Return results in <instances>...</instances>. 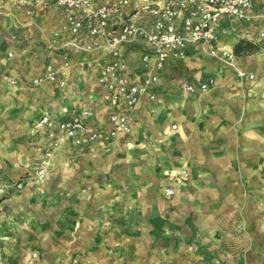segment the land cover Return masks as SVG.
<instances>
[{
	"label": "crops",
	"instance_id": "obj_1",
	"mask_svg": "<svg viewBox=\"0 0 264 264\" xmlns=\"http://www.w3.org/2000/svg\"><path fill=\"white\" fill-rule=\"evenodd\" d=\"M34 4V18L0 11V186L25 183L0 194V264H31L32 253L37 264H264V42L236 56L240 77L190 43L185 59L160 72L155 98L140 97L131 130L110 136L105 91L82 64L101 51L66 45L67 31L60 49H45L43 36L64 14ZM263 13L264 0H253L250 19L223 16L215 31L233 46L240 34L264 30ZM141 47H123L130 81L145 74ZM59 51L73 63L67 88L31 85L46 63L60 65ZM207 78L214 84L205 92L179 86L200 88ZM63 104L88 108L87 122L101 128L93 145L36 125ZM53 139L58 155L36 181L34 162ZM179 169L186 173L177 183ZM241 221L250 233L228 240L224 223Z\"/></svg>",
	"mask_w": 264,
	"mask_h": 264
},
{
	"label": "built area",
	"instance_id": "obj_2",
	"mask_svg": "<svg viewBox=\"0 0 264 264\" xmlns=\"http://www.w3.org/2000/svg\"><path fill=\"white\" fill-rule=\"evenodd\" d=\"M50 2L64 14L60 31H53L48 48L55 50L61 31L70 33L66 45L84 52L100 50L101 54L85 59L82 64L96 71L95 84L105 91L104 100L108 107V120L113 127L111 136L126 134L131 130L135 109L140 97L149 94L155 98L151 88L159 82L160 72L170 61L183 60L187 56L190 43L199 42L208 46L215 56L234 61L236 54L232 45L221 41L215 26L223 16L248 20L252 16L250 10L253 0H43ZM0 11L6 13H22L28 18L37 14L34 0H0ZM264 18V13H263ZM241 39L264 42V30L252 36L245 33ZM140 42V61L145 74L138 81H130L125 71L128 60L123 51L126 45ZM72 64L66 55L61 65L48 63L41 75L32 79V83L40 85L50 83L56 89L67 88L66 69ZM239 76L242 75L238 71ZM214 84L213 78H207L200 84L201 89H208ZM187 92H193L194 86L182 83ZM58 117L43 114L37 126L49 130L56 129L77 144H88L96 141L101 135L99 126L87 122L89 110L86 107L75 109L66 104ZM176 125L173 124L172 128ZM58 146V139L51 141ZM46 153L33 166L36 180H43L47 173L48 156ZM177 183L185 169H179ZM24 181H12L0 186V194L8 188L21 189ZM164 193L171 196L173 187H166ZM37 253L30 255L31 264H37ZM58 264V263H54Z\"/></svg>",
	"mask_w": 264,
	"mask_h": 264
},
{
	"label": "rangeland",
	"instance_id": "obj_3",
	"mask_svg": "<svg viewBox=\"0 0 264 264\" xmlns=\"http://www.w3.org/2000/svg\"><path fill=\"white\" fill-rule=\"evenodd\" d=\"M62 25V24H61ZM61 25H60V27L58 28V29H54L53 31H55V30H58V31H60V29H61ZM53 31H52V33H53ZM63 31H61V33H62ZM61 33H60V36H59V38H58V42H57V48L56 49H60V48H58L59 47V45L61 44V41H60V38H61ZM246 33V32H245ZM245 33L244 34H240L239 36H237V38L236 39H239L240 37H242V36H244L245 35ZM249 33V32H248ZM250 35H252V36H254L255 34H251V33H249ZM52 37H53V34H50V35H48V36H43V38H42V40H43V45H44V48L45 49H47V50H52L53 51V49H50V48H48V42L52 39ZM68 41V39H65V43ZM238 43H241V45H242V47H241V50H240V52L239 53H237V52H235V54H236V56H239V55H246V54H249V53H252V52H255L256 50H258V49H260V46L258 45V44H256V43H254L252 40H246V39H239L238 41H236L235 43H234V45H233V48H234V51H235V47H236V45L238 44ZM210 48L208 47V46H206V51H207V55H209V56H212L213 58H216V59H218V60H220V61H226L228 64H230L231 65V67H233L234 69H235V72H236V75H238L239 76V74H238V71L239 70H237V67L236 66H234V62H235V60H236V58L234 59V61H228L225 57H220V56H215V55H213L211 52H210V50H209ZM11 53H9V55H10ZM59 57H60V59H61V63H60V65L62 64V62H63V60H64V57L66 56V55H68L69 56V54L67 53V52H65V51H59ZM49 63V62H48ZM48 63H46L45 64V66L48 64ZM45 66H44V68H45ZM59 66V65H58ZM72 66H73V63L68 67V69H66V71H67V73L69 74V70L72 68ZM44 68H43V70L41 71V73L39 74V75H41L42 74V72L44 71ZM38 75V76H39ZM37 77V76H36ZM240 77V76H239ZM33 79V78H32ZM32 79L30 80V84L31 85H34V86H38V85H35V84H33L31 81H32ZM67 80H68V76H67ZM11 82L12 83H15L16 82V80L15 79H11ZM182 83H186V84H189V83H187L185 80H183V79H180V83H179V86L181 87V84ZM41 85H51L50 83H47V82H43L42 84H40V86ZM52 86V85H51ZM181 89H182V87H181ZM195 89H196V91H197V89H201V88H194V91H195ZM193 91V92H194ZM192 93V92H191ZM76 145H79V146H91V145H93V143L95 142H92V143H88V144H77L75 141H73ZM60 149V144L58 145V146H53L52 144H51V141L49 142V144L48 145H46L45 146V148L43 149V151H42V153H41V155L35 160V162H34V165L35 164H37V162L41 159V158H43V156L46 154V153H49L50 155L48 156V167H47V173H48V170H49V162H51V160L54 158V157H56L57 155H58V150ZM33 165V166H34ZM32 172H33V169H32ZM47 173H46V176H47ZM34 173H32V176H33V178H34V180H36L35 179V177H34V175H33ZM45 176V177H46ZM45 179V178H44ZM36 181H38V180H36ZM40 181H42V180H40ZM23 188V187H22ZM21 188V189H22ZM17 190H20V189H17ZM225 225V227L223 228L224 230H226L227 231V234L228 233H230V232H232V236H229V238H228V240L229 239H231L232 241H237L238 240V237H240L241 238V240L242 239H244L245 237H247V235H248V227L246 226V223H245V221H241L240 223H236V222H226V223H224ZM249 233H250V231H249Z\"/></svg>",
	"mask_w": 264,
	"mask_h": 264
},
{
	"label": "trees",
	"instance_id": "obj_4",
	"mask_svg": "<svg viewBox=\"0 0 264 264\" xmlns=\"http://www.w3.org/2000/svg\"><path fill=\"white\" fill-rule=\"evenodd\" d=\"M241 47H242L241 43H238V44L236 45V47H235V52L239 53L240 50H241Z\"/></svg>",
	"mask_w": 264,
	"mask_h": 264
},
{
	"label": "bare ground",
	"instance_id": "obj_5",
	"mask_svg": "<svg viewBox=\"0 0 264 264\" xmlns=\"http://www.w3.org/2000/svg\"><path fill=\"white\" fill-rule=\"evenodd\" d=\"M263 16V15H262ZM56 66V65H55ZM36 77V76H35ZM35 77H33V78H35ZM202 92H205L207 89H200ZM110 135V134H109ZM111 136V135H110Z\"/></svg>",
	"mask_w": 264,
	"mask_h": 264
}]
</instances>
